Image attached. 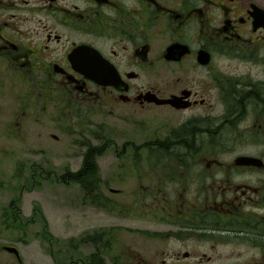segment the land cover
<instances>
[{"label":"flooded vegetation","instance_id":"obj_1","mask_svg":"<svg viewBox=\"0 0 264 264\" xmlns=\"http://www.w3.org/2000/svg\"><path fill=\"white\" fill-rule=\"evenodd\" d=\"M263 16L264 0H0L15 170L0 174V264H27L18 227L33 224L10 193L52 179L79 217L114 223L62 242L58 264H264ZM114 146L111 176L82 174Z\"/></svg>","mask_w":264,"mask_h":264},{"label":"rangeland","instance_id":"obj_2","mask_svg":"<svg viewBox=\"0 0 264 264\" xmlns=\"http://www.w3.org/2000/svg\"><path fill=\"white\" fill-rule=\"evenodd\" d=\"M113 127L115 129V134H112L109 139L113 142V144H115L117 148H119L121 147L119 146V144L125 140L123 138L122 131H124L126 127L120 126L119 124ZM92 133L97 138L100 137V139H107V136H105L104 132L93 129ZM72 139L68 140L66 138V140H64L61 145L69 146L73 141ZM67 140L69 142V145L67 144ZM115 146L114 148L107 150L103 155L104 157L98 160V167L103 177L111 176L114 171L113 167L115 166V161L113 160V157L117 155ZM2 150H5L7 152L11 151L9 147H2ZM1 153L0 174L3 175L4 173H6L11 176V174L15 172V170L12 169V162L11 160H7L8 156L6 158L5 154H3V152ZM50 153L51 158H55L58 155L57 149H53L52 144L50 145ZM71 153H73V151H71ZM52 160L53 159H51L49 167L50 169L55 168V170H57L60 167L58 163L59 160L58 158L56 159V161ZM21 170L22 167L20 166L17 174H20ZM21 175L22 178H28L31 176L28 170H24ZM13 184L16 185V181H14ZM17 185H19L18 187H21V189L24 190L25 181H20V183H18ZM10 195L17 200L22 201L23 214L26 217H29L32 214V210L35 204H38L39 208L41 206L49 222L50 233L54 236V238H56L55 240L59 239L62 242H66L69 238L71 239L75 235L87 237L91 231L100 228V225H105L103 227H107L110 226V224H114L111 222L109 224L105 223V220L103 218L93 216L94 211L90 207L82 210V214L79 217V215H77L74 210L75 199L77 198L75 196V191L64 189L62 185L54 180L49 181V186H36L30 188L29 190L26 188L24 193L23 191L20 192L19 188L18 190L12 191ZM42 232V225H35L32 229H30V234L27 238L28 244H26V246L29 245L26 249L27 264H54L52 258L48 257V260L43 257L44 255L42 254L41 250L45 247L40 240Z\"/></svg>","mask_w":264,"mask_h":264},{"label":"trees","instance_id":"obj_3","mask_svg":"<svg viewBox=\"0 0 264 264\" xmlns=\"http://www.w3.org/2000/svg\"><path fill=\"white\" fill-rule=\"evenodd\" d=\"M89 172H95V173H98V165H94L93 163L87 161L86 162V165L84 166V169L82 171V174H86V173H89ZM41 221L43 222V219L41 217Z\"/></svg>","mask_w":264,"mask_h":264}]
</instances>
